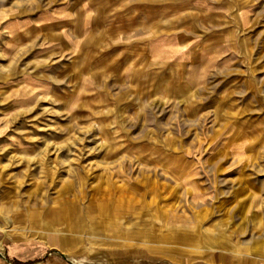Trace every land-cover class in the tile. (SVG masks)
I'll list each match as a JSON object with an SVG mask.
<instances>
[{
    "label": "rangeland",
    "instance_id": "rangeland-1",
    "mask_svg": "<svg viewBox=\"0 0 264 264\" xmlns=\"http://www.w3.org/2000/svg\"><path fill=\"white\" fill-rule=\"evenodd\" d=\"M0 230L61 264L264 260V0H0Z\"/></svg>",
    "mask_w": 264,
    "mask_h": 264
},
{
    "label": "crops",
    "instance_id": "crops-1",
    "mask_svg": "<svg viewBox=\"0 0 264 264\" xmlns=\"http://www.w3.org/2000/svg\"><path fill=\"white\" fill-rule=\"evenodd\" d=\"M12 242L17 241L9 240L5 232L0 230V264H61L62 262L60 257L53 258L55 259L54 261L53 259L50 261V259L48 260L45 258L49 247L45 248L42 253L35 254L36 252L34 251L32 256L20 258L17 255L9 253V247L11 246ZM37 245L38 244H36L35 247H37ZM177 259H181L180 262L182 264H264V260L257 257L235 259L228 256L214 257V255H208L201 260L202 262H196L197 260L195 259L192 261H186L187 259L183 257L181 258L180 256H178Z\"/></svg>",
    "mask_w": 264,
    "mask_h": 264
},
{
    "label": "bare ground",
    "instance_id": "bare-ground-1",
    "mask_svg": "<svg viewBox=\"0 0 264 264\" xmlns=\"http://www.w3.org/2000/svg\"><path fill=\"white\" fill-rule=\"evenodd\" d=\"M20 245H21V244H19V245L17 246V249L20 247ZM22 247H23V246H22Z\"/></svg>",
    "mask_w": 264,
    "mask_h": 264
}]
</instances>
